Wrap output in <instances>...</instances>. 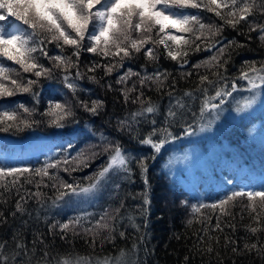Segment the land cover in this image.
I'll return each mask as SVG.
<instances>
[{
	"label": "snow or ice",
	"instance_id": "obj_1",
	"mask_svg": "<svg viewBox=\"0 0 264 264\" xmlns=\"http://www.w3.org/2000/svg\"><path fill=\"white\" fill-rule=\"evenodd\" d=\"M188 9L214 13L222 23H205L199 12L186 11ZM257 14L264 16V0H0V101L22 94L29 95L32 101L31 106L23 102L0 104V132H21L41 123L64 129L69 124L78 123L77 109L92 116L100 115L104 108L102 100H85L78 95L83 91L79 81L86 78L109 91H118L125 106H137L117 120V129L152 150L150 156H134L121 143L101 133L97 143L85 144L74 155L70 154L73 145L69 141L62 152L50 155L40 167L0 166V204H7L13 193L19 197L15 211L11 213L13 216L28 214L24 205L29 199H35L44 209L72 208L78 211L83 204L97 201L106 191L111 190L110 197L117 196L121 180L134 182L133 161L145 184L142 193H126L132 199H141L138 216L131 212L121 215V209L125 207L121 198L119 207L108 205L98 214L99 218L97 213L83 211L66 221L48 223V234L59 235L66 244L79 237L91 251L80 253L73 247L53 254L44 239L45 233L39 231L33 234L32 247L29 248L22 230L18 229L13 233V247L9 248L6 240L0 242V264H139L134 257L145 242L146 233L136 237L130 248L118 247L116 239L117 236L122 240L128 238L120 227L125 222L137 233L148 227L150 186L147 161H154L166 144L180 139L170 129L179 126L183 128L184 136H192L194 127L187 120L189 113L195 119L207 118L210 124L219 118L230 98L235 100L234 93L246 91L250 94L246 102L235 108L237 113L251 108L264 93V60H246L236 76H229L228 65L234 50L246 45L235 39L225 42L221 36L225 27L232 28L238 35H245L238 28L244 22L249 32L259 33L257 39L264 44V24L249 20ZM217 36L221 38L215 39ZM49 45H54L52 51L55 54H50ZM160 48L163 52L159 51ZM85 51L101 60L89 62L84 65L85 71H81L80 57ZM200 51L211 55L192 65L194 69L203 68L204 71L195 73L197 79L188 89L179 90L173 73L158 66L160 56L164 55L181 70L180 78L187 80L193 76V72L187 70L188 57ZM141 52L146 61L157 66L152 73L147 72V65L142 66V72H133L129 68L106 85L101 84L103 77L95 75L98 69H103L104 75L109 76L119 71L126 60L135 59ZM5 60L10 64L4 63ZM133 76L136 80L129 84ZM57 77L72 98L66 97L62 102L49 101L46 109L40 112L37 88L42 80ZM114 84L121 87L115 89ZM145 89L155 91L160 99L167 96L168 103L163 112L160 99L147 96ZM197 102L198 112L194 110ZM37 115L43 119H35ZM159 116L163 119L158 121ZM142 125H150L151 130L143 133ZM204 130L205 126L201 125L200 131ZM92 135L96 136V132L92 131ZM104 155L107 159L91 175L82 179L72 175L90 168ZM61 172L69 179L62 177ZM29 184L35 187L34 192L27 189ZM227 184L231 185L232 180L228 179ZM42 189H50L53 194L49 196ZM242 198L247 200L244 207L253 223L258 225H246L245 230L253 236L264 232V184L259 188L233 187L212 203L190 205L193 218L187 221V225L202 224L200 232L208 241L219 244L220 237L212 236L210 232L223 233L225 228L235 230V225L223 221L222 217H232L229 206L235 207L236 201ZM205 208L213 210L215 225L211 223L212 217L203 212ZM0 222H7L2 211ZM199 239L204 242L203 237ZM235 243L225 237V246ZM37 244L44 247L38 249ZM106 245H112V250L106 251ZM231 250L233 253L254 251L264 260V243L259 236L254 243L246 240L243 250L237 247ZM202 251L212 253L215 249L208 243Z\"/></svg>",
	"mask_w": 264,
	"mask_h": 264
},
{
	"label": "trees",
	"instance_id": "obj_2",
	"mask_svg": "<svg viewBox=\"0 0 264 264\" xmlns=\"http://www.w3.org/2000/svg\"><path fill=\"white\" fill-rule=\"evenodd\" d=\"M186 11L193 13L199 12V15L203 18L205 23H222L214 13L207 12L206 10L188 9ZM253 19H255L257 23L264 24V16L257 14L255 17H249L250 21ZM238 28L243 31L245 35H238L237 32L230 27H225L224 31L221 33V36L225 38V42L235 39L246 45V47L235 49L233 52L232 61L228 65V75L233 77L238 74L244 61L264 60V44L257 39L259 33L249 32L244 22H241ZM221 36H217L215 39H220ZM248 36L251 37L250 40L247 39ZM87 43L86 40L85 45H87ZM48 47L50 54H55L52 51L54 45H49ZM159 51L163 52V49L160 48ZM213 51H215V49H213ZM209 55H211V53L206 51L190 54L188 57L190 65H187V70L192 71L193 76L187 80L180 78L179 72L181 70L175 62L166 59L164 55L160 56L158 66L161 70L167 69L172 72L178 80L177 88L179 90H184L190 88L192 82L197 79L195 75L197 71H204L203 68L196 70L192 65L206 59ZM80 59L81 71H85L84 65L89 62L101 60L99 56H93L86 51L81 53ZM101 62L104 63L106 61ZM4 63L10 64V62L6 60ZM43 63L47 65L48 61L43 60ZM144 65H147L148 73H152L157 67L151 62L146 61L143 52H141L135 59L126 60L124 66L120 68L119 71H114L111 75L105 76L103 69H98L95 75L97 77H103L101 84L106 85L107 83L115 81L119 75L123 74L129 68H131L133 72H142L144 70L142 66ZM12 66L17 67L15 65ZM88 75H91V73H88ZM135 80L136 77L133 76L131 80H129V84ZM58 81V77L52 80L41 81L40 86L37 88V91L40 93V103L38 105V110L40 112L46 109L49 101L62 102L66 97L68 99L72 98V94ZM238 83L242 84L243 82ZM79 84L83 91H80L78 95L82 99H100L104 102V108L100 112V115L92 116L81 109H77L76 119L78 123L69 124L68 127L64 129L48 127L46 123H41L40 125L34 126L32 129H25L21 132H0V166L40 167L50 155L62 152L63 146L69 141H71L73 145L70 154L74 155L75 152L84 147L85 144L97 143V138L101 133L121 143L126 151L134 156H150L152 154L150 147L142 146L138 140L130 138L127 132H121L117 129V120L123 117L128 111L137 107L136 105L129 104L125 106L123 104V98L118 91H109L100 84L90 83L86 78L79 81ZM113 87L119 89L121 85L114 84ZM145 92L147 96H151L153 99H160L155 91H148L145 89ZM234 96V102L229 101L226 103L230 108L242 104L247 94H241V92H239L234 93ZM20 102L31 106V97L27 94L17 95L5 101H0V104L8 105ZM160 103L161 111L163 112L167 107V96L160 99ZM194 110L198 112V102L194 105ZM34 118L43 119L39 115ZM157 119L158 121L162 120L163 116H159ZM187 120L193 124L194 131H198L204 122V120L193 118L191 113H189ZM228 125V129L221 132L220 142H226L227 145L235 150L226 157H229L239 164L237 166L238 168L231 169L233 171L230 172V177L234 179L233 185L227 184L225 180L224 185L219 188L220 190H214V194L209 192L202 195L200 189L203 183L200 184L198 188L199 192L191 194L180 184L177 185L175 181H170L168 177L169 172L167 173V171L164 170L163 166L164 163L167 162L166 159L169 157L168 154L173 150L171 145L184 137V130L179 126L170 130L174 134H178L180 139L166 144L165 150L162 149L160 155L157 156L154 161H147V179L150 186L148 189L150 198V206L147 212L148 227L147 229L142 228L141 232L137 233L132 227L127 226V222H125L121 224L120 227L122 230L126 231L128 238L122 240L117 236L116 239V245L118 247L130 248L136 237L146 233L145 242L139 246L140 250L134 257L139 264H264V260L258 258L254 251L252 253H233L231 250L232 247L243 250L246 240L250 243H254L257 236H259L261 242L264 243V232H258L256 236H253L245 230V226L249 224L258 227V225L253 223L252 216L249 214L248 209L244 207V205L248 203L246 199L242 198L236 201L235 207L229 206V211H231L234 219L227 216L222 217L223 221H230L235 225L234 231L231 228H225L223 233L210 232L212 236L218 235L220 237L219 244H216L214 241H208V238L200 232V229L203 227L202 224L193 223L191 226L187 225V221L193 218L190 205H196L200 202L212 203L223 196L229 189L237 186L243 187L244 185L240 180H247L248 187L259 188L261 186L259 185L262 183V177L260 176L262 173L264 174V107L256 111L253 117L243 118L238 122L229 123ZM254 126H258L259 128L257 132L259 137L252 140L248 132ZM141 128L143 133L151 130L150 125H142ZM89 129L96 132V136H93L92 131H89ZM8 138L19 141L25 140L26 145L25 147L20 145L22 147L17 149L16 145L7 142ZM32 139L34 141L40 139L39 143L43 144L42 146L44 147V150L39 151L36 155L28 154L31 151L30 149L34 147L32 144H35L28 143ZM184 147L185 145H181L177 147V150L183 149ZM49 148L53 151L47 152ZM106 159V155L101 156L90 168L82 172H75L72 175L78 179L91 175ZM132 167L134 171L132 180L134 182H125L121 180V190L117 196L109 198L110 196L108 194L111 190L106 191V197L104 194L100 197L102 201L99 198V200H97L98 202L94 201L91 204H83L78 211H74L72 208L44 209L40 207L35 199H29V202L24 205L28 214L21 216L19 213H16V215L13 216L11 213L15 211V203L16 200L19 199V197L13 193L7 204H0V211L4 213V217L7 220L6 223L0 222V242L6 240L8 241V247H13V233L20 229L23 232L25 242L28 244L29 248L32 247L31 241L33 239V234L39 231L45 233L44 239L46 243L51 246L53 254H55L56 251L64 252L73 247L80 253L91 251L85 245L84 240L79 237L73 240L71 244H66L64 241L60 240L59 235L53 237L48 234V223L55 220H60L62 222L66 221L68 217L76 215L78 212L82 214L83 211L97 213V218H99L98 214L103 211L104 208L108 207V205H112L113 208L119 207L121 198L124 199L125 204V207L121 209V215L123 216L131 212L138 216V209L142 203L141 199L139 197L137 199H132L130 196H126V193H132L133 195L142 193L145 191V184L139 174V169L136 168L135 161H133ZM239 168L241 169V174L237 175L236 169L238 170ZM60 175L65 179H69L68 175L64 172H61ZM222 175H224L223 178L228 177V173L226 174L223 172ZM36 179H39V177ZM237 181L240 182L237 183ZM26 187L30 192L36 190L32 184L26 185ZM42 191L46 192L49 196L53 194L50 189H42ZM22 194L27 195L26 193ZM21 203H23V201H21ZM203 212L212 217L211 223L215 225L216 219L213 210L205 208ZM216 212L218 213L219 210H216ZM46 218H49L47 223L45 222ZM24 221H27V223L23 224ZM262 223H264V220H262ZM22 224L23 228H21ZM177 237H179V239H177ZM199 237H203V243H201ZM225 237H229L236 243L225 246ZM208 243H211V246L215 249L212 253L202 251ZM37 247L39 249L44 246L37 244ZM112 248V245L105 246L106 251H111ZM97 252H99V248H97ZM217 252L219 255H217ZM40 254L41 253L38 252V255ZM185 257H188L187 262L185 261Z\"/></svg>",
	"mask_w": 264,
	"mask_h": 264
},
{
	"label": "rangeland",
	"instance_id": "obj_3",
	"mask_svg": "<svg viewBox=\"0 0 264 264\" xmlns=\"http://www.w3.org/2000/svg\"><path fill=\"white\" fill-rule=\"evenodd\" d=\"M247 94L246 98L249 97V93L246 91H241V94ZM245 100L242 102H246ZM229 101H233L231 98ZM234 102V101H233ZM237 107V106H236ZM236 107H228L227 104L224 105L223 111L220 113L218 119H214L209 124L208 119L205 118L203 125L205 126L204 131H194L192 136H184L178 142L171 145L172 152L167 158V162L164 164L163 168L167 171L170 181H175L184 189H187L191 194L197 193L200 184L203 183L200 191L202 195L204 193H213L214 190L218 191L224 185L225 180H232V185L234 179L230 177L231 169L238 168V162L233 161L228 154L233 153L235 150L227 145L226 142L221 143V132L225 131L229 127V123H234L242 120L243 118L253 117L260 108L264 107V93L257 98L256 102L251 108L244 112L237 113L235 111ZM259 128L254 126L248 132L252 140H255L259 135H257ZM40 139L30 140L28 143L32 144L34 147L30 149L28 154L36 155L39 151H43V144L39 143ZM9 144L16 145L19 149L23 145L25 147L26 143L24 141L7 139ZM178 145H185L183 149L177 150ZM176 147V148H175ZM52 149H47V152H52ZM45 152V151H44ZM14 157V156H12ZM228 173L227 178H223V172ZM241 169H236L237 175L241 174ZM253 176V175H252ZM250 176V177H252ZM262 183L264 184V174L262 173ZM244 186H247V180H240ZM240 181H237L240 182ZM213 189V190H212ZM220 190V189H219Z\"/></svg>",
	"mask_w": 264,
	"mask_h": 264
},
{
	"label": "bare ground",
	"instance_id": "obj_4",
	"mask_svg": "<svg viewBox=\"0 0 264 264\" xmlns=\"http://www.w3.org/2000/svg\"><path fill=\"white\" fill-rule=\"evenodd\" d=\"M190 62H191V61H190ZM189 65H190V64H189ZM183 135H184V134H183ZM177 142H178V141H177ZM171 143H172V142H171ZM178 146H180V145H178ZM169 147H170V146H169ZM169 147H168V149H169ZM170 148H171V147H170ZM175 148H176V147H175ZM164 150H165V149H164ZM169 153H170V152H169ZM168 155H169V154H168ZM166 160H167V159H166ZM165 163H166V162H165ZM165 163H164V164H165ZM125 182H126V181H125ZM124 185H125V184H124ZM212 190H213V189H212ZM213 192H214V191H213ZM107 193H108V192H107ZM214 193H215V192H214ZM214 193H213V194H214ZM104 195H105V197H106V194H105V193H104ZM108 195H109V194H108ZM109 196H110V195H109ZM109 196H108V197H109ZM103 197H104V196H103ZM109 198H111V197H109ZM100 199H101V201H102V198H100ZM106 199H108V198H106ZM98 200H99V199H98ZM97 202H98V201H97ZM97 202H96V203H97ZM99 202H100V201H99ZM96 203H95V204H96ZM95 204H94V205H95Z\"/></svg>",
	"mask_w": 264,
	"mask_h": 264
}]
</instances>
